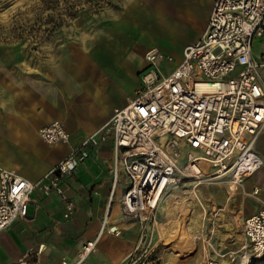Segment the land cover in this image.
<instances>
[{
  "label": "crops",
  "instance_id": "crops-1",
  "mask_svg": "<svg viewBox=\"0 0 264 264\" xmlns=\"http://www.w3.org/2000/svg\"><path fill=\"white\" fill-rule=\"evenodd\" d=\"M82 1L86 3L74 7L72 16L55 22H48L46 15L57 13L42 3V34L0 42V167L32 182L101 128L116 108L132 100L142 83L148 50L155 48L163 55L158 67L162 62L167 67H159L162 74L171 72L182 60L184 47L204 31L214 3ZM32 7L34 12L39 9L40 0H0V15L31 13ZM54 121L68 132L67 142L48 144L40 138L39 129ZM85 149L88 155L62 181L75 205L71 217H63L65 203L56 194L33 193L27 216L0 232V264L71 261L86 241L99 234L98 252L90 254L86 264H119L136 247L140 224L122 211L120 198L130 180L122 164L115 166L111 136ZM254 151L263 163L243 181V191L229 194L224 184L193 190L187 184L183 192L189 196L175 192L160 200L155 221L169 222L158 225L156 232H179L180 220L192 212L196 233L212 240L224 252L221 255L232 251L225 249L236 238L245 242L244 219L257 211L259 203L244 192L257 188L264 200L263 133ZM202 262L196 259L190 264Z\"/></svg>",
  "mask_w": 264,
  "mask_h": 264
},
{
  "label": "built area",
  "instance_id": "built-area-1",
  "mask_svg": "<svg viewBox=\"0 0 264 264\" xmlns=\"http://www.w3.org/2000/svg\"><path fill=\"white\" fill-rule=\"evenodd\" d=\"M256 39L264 45V0H214L204 31L184 47L180 63L162 74L163 55L148 50L132 100L42 178L32 182L0 167V232L27 216L35 192L56 194L65 203L63 217L70 218L75 205L62 181L88 155L86 146L106 136L113 141L115 166L122 164L130 180L120 198L126 216L155 220L158 201L185 184L193 190L224 184L229 194L243 191V181L263 163L254 151L258 135L264 134V55L254 57ZM39 135L48 144L68 141L58 121L41 127ZM244 194L259 203L243 222L246 241L239 250L248 264L264 258V200L257 188ZM99 235L60 264H86L98 252Z\"/></svg>",
  "mask_w": 264,
  "mask_h": 264
},
{
  "label": "rangeland",
  "instance_id": "rangeland-1",
  "mask_svg": "<svg viewBox=\"0 0 264 264\" xmlns=\"http://www.w3.org/2000/svg\"><path fill=\"white\" fill-rule=\"evenodd\" d=\"M33 8L34 7H32L31 13L20 10V13L16 15L13 14L10 17L0 15V42H5L9 38L22 37V35L36 37L39 36L38 33L42 34V5L39 9L36 7L35 12ZM33 42L34 41H32V47L36 49L38 45ZM253 55L257 59H261L264 55V45L258 39L254 41ZM159 67L163 68L167 67V65L162 62ZM181 162H184V160ZM186 186L187 184L179 186L166 193L164 197L175 192H179L181 196H189L190 194H187V191L183 192ZM190 188H192V186H190ZM231 193L236 194L234 192ZM188 216L189 218H187L185 226L183 223L184 228H179L180 233L174 231L164 232V234L156 232L155 230L158 224L162 222L157 223L155 220L141 221L138 219L140 230L137 245L119 264H190V262H194L196 259L202 261L206 260V264L207 261L217 264H247L242 260L243 251L239 250L245 242L240 244L241 239L236 238L234 241L235 243L231 246H227L225 249L227 250L230 248L232 251L226 256L221 255L224 252L220 251L212 240L205 235L201 236L200 233H196L193 213L191 212ZM168 222L169 221H167L166 224ZM239 232H241V225ZM187 239L192 240L188 250L182 251L183 253L179 252L185 248V241ZM248 264H264V258L250 260Z\"/></svg>",
  "mask_w": 264,
  "mask_h": 264
},
{
  "label": "trees",
  "instance_id": "trees-1",
  "mask_svg": "<svg viewBox=\"0 0 264 264\" xmlns=\"http://www.w3.org/2000/svg\"><path fill=\"white\" fill-rule=\"evenodd\" d=\"M42 3L46 7L51 9L52 12L57 13L56 17L54 13L53 14L49 13L46 15V20L48 22H55L56 18L60 19L61 16H66V17L72 16L74 14L73 8L76 6H80L82 3H86V2H83L82 0H40V5H42ZM60 10L63 12H61ZM54 26H58V24L53 23V27Z\"/></svg>",
  "mask_w": 264,
  "mask_h": 264
},
{
  "label": "bare ground",
  "instance_id": "bare-ground-1",
  "mask_svg": "<svg viewBox=\"0 0 264 264\" xmlns=\"http://www.w3.org/2000/svg\"><path fill=\"white\" fill-rule=\"evenodd\" d=\"M253 175V174H252ZM139 176V175H138ZM234 189V187H231L229 190H230V192L232 191ZM238 191V189H234L232 192H234V193H236ZM247 194H249V193H247ZM159 203H160V201H158V203H157V205H159ZM140 206V205H139ZM191 212H188V213H185L184 214V216H183V218L180 220V227L179 228H184V226H185V222H186V220H187V218H189V214H190ZM166 223V222H165ZM165 223H159L158 225H160V226H164L165 225ZM183 223H184V226H183ZM191 239H187L185 242H186V246H185V248L183 249V250H180L179 252H182V251H187L188 250V247H189V244L191 243ZM188 243V244H187ZM240 249V248H239ZM183 253V252H182ZM203 264H206V260L205 261H203ZM207 264H217V263H214V262H210V261H207Z\"/></svg>",
  "mask_w": 264,
  "mask_h": 264
}]
</instances>
